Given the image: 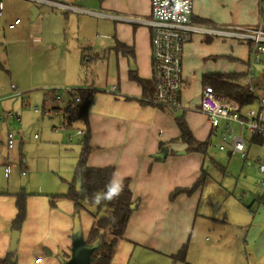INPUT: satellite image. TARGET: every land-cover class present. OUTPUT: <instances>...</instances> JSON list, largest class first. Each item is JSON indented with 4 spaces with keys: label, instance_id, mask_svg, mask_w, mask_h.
<instances>
[{
    "label": "crops",
    "instance_id": "crops-1",
    "mask_svg": "<svg viewBox=\"0 0 264 264\" xmlns=\"http://www.w3.org/2000/svg\"><path fill=\"white\" fill-rule=\"evenodd\" d=\"M18 1L16 11H27L32 16L31 21L38 22L34 27L36 44H50L52 48L56 45L64 47L65 54L60 56L64 66L60 70L56 69L54 75L65 76L66 64H70L67 56L72 52L78 59L75 69L67 68H70L72 76L75 72V78L64 85L71 90L65 89L67 91L64 96L69 98L57 109L60 111L73 101L71 94L79 89L96 91L88 109L89 146L92 152L88 156L87 165L92 168L115 167L112 185L118 187L123 180L130 181L134 200L138 201L139 205L131 216L125 235L117 242L109 264H131L133 260L135 264H202V260L205 264H264V189L262 201L258 203L252 194L257 179L250 174L258 176L259 172L244 166L253 146L263 142L251 141L247 137L244 161L229 152H223L226 155L218 162L214 161L216 167L222 169L225 188L228 192L232 190L229 192L230 207L227 210L234 215L233 220L215 223L200 214L204 184L192 196L182 194L175 201L170 200V194L177 188H191L202 170L207 176L206 163L211 152L210 146L216 145L214 138L218 136L211 131L208 118L200 112L201 95L205 89L203 78L206 75L244 74L249 56L248 46L240 42H229L232 40L195 35L183 55L182 107L174 110L156 108L144 102L145 98L155 93L152 83L151 29L60 9L34 0ZM50 1L124 17H149L152 12L151 0ZM260 1L252 13L242 16L241 22H238L239 18L234 24L227 25L207 20L204 14L206 0H195L192 21L216 28L256 27ZM0 5L3 14L1 22L5 17L2 0ZM32 7L37 9L38 15L35 18L30 12ZM17 19L21 22L13 30H8L14 32L12 35L16 38L24 37L29 29L23 26L21 18L11 21L7 17V28ZM80 52L83 53L80 55ZM87 58L90 59L89 66L95 69L100 78L96 86L93 82L81 83L77 78ZM134 76L151 83V88L145 91L134 80ZM181 122L186 124L196 141L210 142L207 158L199 153L178 154L187 150L186 144L175 142L181 136ZM76 123L77 132L84 131L80 136L82 142L86 134L83 122H74L69 128H75ZM163 149L169 150L168 155L159 161L155 160V155ZM257 160L261 161L260 158ZM239 187L242 197L246 195L243 198L247 197L246 191L253 190L250 192V205H242L243 200H235ZM0 193L5 194L0 195V264H5L4 260L12 254L9 245L12 222L17 217V200L12 193ZM26 200L27 218L20 230L18 248L12 262L61 264L60 258L69 260L76 215L74 203L60 200L52 208L50 201L44 197L29 196ZM79 223L84 238H87L93 219L84 215L79 218ZM216 228L224 231L212 233ZM209 231L216 236L214 241L217 243L195 254L200 246L199 238ZM185 245H188L186 260L176 263L173 257Z\"/></svg>",
    "mask_w": 264,
    "mask_h": 264
},
{
    "label": "rangeland",
    "instance_id": "rangeland-1",
    "mask_svg": "<svg viewBox=\"0 0 264 264\" xmlns=\"http://www.w3.org/2000/svg\"><path fill=\"white\" fill-rule=\"evenodd\" d=\"M2 1L5 6L3 9L5 17L0 22V115L4 120L0 122V192L12 193L16 200L17 196L24 195L26 198L44 197L50 201L56 195L68 193L81 155V137L76 134L77 123L75 128H68L62 133L59 129L64 124L63 116L57 110L69 98L64 96L63 91L70 89L64 85L75 78V72L72 76L70 68L75 69L78 66L76 62L78 59L72 52L67 56L70 64L69 66L66 64L65 76L54 75L56 69L60 70L64 66L60 57L65 54L64 47L56 45L52 48L50 44H36L34 27L38 22L36 20L32 22V16L30 17L27 11L23 13L16 11L18 0ZM257 3L258 0H206L204 14L207 20L215 24L232 25L239 18L238 22H241L242 16L252 13L257 8ZM7 17L11 21L17 17L21 18L23 26L29 29V32L26 31L24 37H14L12 35L14 32L7 28ZM73 48L75 49V46ZM82 53L80 52V55ZM88 61L90 59L87 58L86 65L81 68L77 78L81 83L93 82L96 86L100 78L95 69L92 70L89 66ZM68 67L70 68L67 69ZM11 85H14L16 90L13 91ZM56 95L63 96V101H54ZM36 108L40 111L35 112ZM25 132H28L27 137L24 135ZM9 133L15 134L16 138L11 150L7 147ZM214 139L217 144L219 138ZM214 146H210L211 152L206 163L207 176L200 214L213 220H209L210 222L218 223L217 221L233 220L234 215L227 210L230 207L229 192L232 190L228 192L225 188L222 169L216 167L214 163L226 153L219 152ZM258 158L264 164V143L253 146L244 166L251 167L253 172L256 170L258 173L260 163ZM5 165L10 169L8 176H5ZM250 176L257 179V184L263 179L259 173L258 176L257 174L255 176V173ZM252 191H246L247 197L243 198L239 187L234 198L237 202L243 200L242 205H250ZM88 212L94 213L95 206L86 204L85 209L80 211L79 218L84 215L92 218ZM219 231L224 230L216 228L211 232L215 234ZM211 232H206L199 238L200 246L195 254H199L200 249L208 250L215 246L216 236ZM201 263L205 264V261L202 260ZM131 264H135V260Z\"/></svg>",
    "mask_w": 264,
    "mask_h": 264
},
{
    "label": "built area",
    "instance_id": "built-area-1",
    "mask_svg": "<svg viewBox=\"0 0 264 264\" xmlns=\"http://www.w3.org/2000/svg\"><path fill=\"white\" fill-rule=\"evenodd\" d=\"M36 2L52 5L60 9L84 13L90 16H98L108 20L130 23L137 26H146L151 29V57L154 96L147 99L148 103L156 108L170 110L182 107L181 96L184 84V51L192 42L195 35H205L225 40L239 41L248 46V60L245 64V73L241 81L249 95L253 96V102L242 106L238 101L228 99L217 93L213 87L206 86L201 95L200 112L208 118L211 131L219 137L215 148L219 152H229L246 158L248 139L259 140L264 143V1L259 7L258 24L256 27H228L216 28L206 24H198L192 21L194 0H151V15L149 17L119 16L92 12L88 9L76 8L65 4H59L50 0H34ZM2 5H0V20L2 17ZM17 19L8 26L13 30L19 23ZM12 90H16L12 86ZM67 90H64V94ZM54 101H63L62 96H56ZM78 99H76V102ZM69 104V103H68ZM67 107V105H66ZM64 124L59 131L66 132L74 121L64 113ZM58 110V109H57ZM38 108L35 112H39ZM12 116L11 114H8ZM17 117V116H16ZM4 117L0 115V122ZM84 131L77 132L82 136ZM70 135H68L69 137ZM7 147H14L15 134L9 133ZM37 138V137H36ZM5 176L9 175V166L5 165ZM258 172L263 176L253 191V199L258 203L262 201L264 189V165H258ZM244 196H246L244 194ZM243 196V197H244ZM40 262V259L37 260Z\"/></svg>",
    "mask_w": 264,
    "mask_h": 264
},
{
    "label": "trees",
    "instance_id": "trees-1",
    "mask_svg": "<svg viewBox=\"0 0 264 264\" xmlns=\"http://www.w3.org/2000/svg\"><path fill=\"white\" fill-rule=\"evenodd\" d=\"M243 77L244 74L220 76L206 75L203 78L202 85L204 88L206 86H211L220 95L222 94L224 97L238 101L242 106H246L251 104L254 100L253 96L248 94L246 88L241 83ZM133 78L137 84L145 89V91L151 88V83L141 80L137 76ZM95 93L96 91L93 89L77 90L74 94H71L73 101H71L64 110V113L70 116L71 121L83 122L86 134L81 142L82 153L76 165V172L68 193L54 196L50 200V205L53 208L56 206L57 201H72L75 206V218L79 217L80 211L85 209L86 204L95 206L94 213L88 212L93 219V224L90 228L89 236L86 238V242L93 243L99 241L101 247L91 256V264H109V258L116 250L119 239L125 235L131 216L139 204L138 201L134 200L130 189V181L123 180L122 184L118 187L112 185L115 167L92 168L87 165L88 156L92 152L89 146L90 123L88 120V109L90 106L89 103ZM150 98H145L146 101L144 102L148 103L147 99ZM76 99H78L77 102ZM60 111L62 112V110ZM179 129L181 136L176 139L175 142L186 144V154L199 153L207 158L210 142L206 141L200 143L196 141L192 137V134L189 133L184 122L179 124ZM155 160L159 161L160 159L156 158ZM205 180V172L202 170V174L191 188H177V190L170 194V200L175 201L177 197L182 194L192 196L195 191L202 187ZM78 181L81 183L80 191L77 190ZM0 195L5 194L0 193ZM133 205H135V209L131 208ZM16 208L17 217L12 222V229L21 232L20 230L27 218V200L24 195L17 196ZM187 250L188 245L182 247L178 254L173 257L174 261H185ZM14 256V253L9 254L8 259H5L4 263H13L11 259Z\"/></svg>",
    "mask_w": 264,
    "mask_h": 264
},
{
    "label": "water",
    "instance_id": "water-1",
    "mask_svg": "<svg viewBox=\"0 0 264 264\" xmlns=\"http://www.w3.org/2000/svg\"><path fill=\"white\" fill-rule=\"evenodd\" d=\"M1 2V0H0ZM30 12L33 14V17L35 18L38 13L37 9L35 7H32L30 9ZM1 29V28H0ZM28 132H25L24 135H27ZM169 153L168 149H163L160 154L155 155V158L157 159H163L165 158ZM179 155H185L186 151H180L178 152ZM77 190H81V183L77 182ZM132 209H135V205L131 207ZM20 239V232L16 230H12L11 233V240H10V252L15 253L17 251V244ZM71 255L70 259L65 261L63 259H59L61 264H91V256L101 247V244L99 241H95L93 243H87L86 238H84L82 229H80V223L79 218L74 219V226H73V232L71 235Z\"/></svg>",
    "mask_w": 264,
    "mask_h": 264
}]
</instances>
